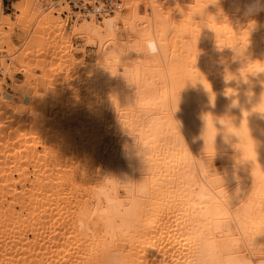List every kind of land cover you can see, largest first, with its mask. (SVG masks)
I'll return each instance as SVG.
<instances>
[{
    "label": "bare ground",
    "instance_id": "1",
    "mask_svg": "<svg viewBox=\"0 0 264 264\" xmlns=\"http://www.w3.org/2000/svg\"><path fill=\"white\" fill-rule=\"evenodd\" d=\"M36 1L11 6L38 47L0 49L2 78L26 63L24 112L0 86V264H198L204 238L264 264V0H75L64 59L41 38L66 1Z\"/></svg>",
    "mask_w": 264,
    "mask_h": 264
},
{
    "label": "rangeland",
    "instance_id": "2",
    "mask_svg": "<svg viewBox=\"0 0 264 264\" xmlns=\"http://www.w3.org/2000/svg\"><path fill=\"white\" fill-rule=\"evenodd\" d=\"M16 0H11V2H15ZM36 1V0H35ZM45 3L46 2H32V4L30 5L31 7H32V11L33 10H39L40 11V9L42 10V11H44V9L43 8H45L44 6H45ZM64 3V4H63ZM44 4V5H43ZM66 4V5H65ZM43 6V7H42ZM58 6H61V7H58ZM41 7V8H40ZM56 7H58L59 9H60V14H59V18L60 19H64V20H66L67 21V24H66V26L62 29V30H56V29H54V30H51L50 28L49 29H45L44 30V33H42L43 35H42V38H41V41H45L43 44H41V47H45V49H50L49 50V52L51 53L53 50L52 49H54L55 50V52L57 53V51H59L60 50V52L62 53H58L59 54V56H61L62 57V55H63V53H64V55H65V57H64V55H63V57L64 58H69V55H67L65 52H66V50L64 51V49H65V45H66V36H67V38H68V35L66 34V33H68L69 32V26H70V24H71V15H72V11L70 10V8H72L71 6H69V4L67 3V2H62L61 4H59V5H56ZM66 8H67V10H66ZM11 9H12V11H13V8H12V6H11ZM62 9V10H61ZM37 10V11H38ZM139 10L141 11V13L142 14H144V12L145 11H143L144 10V7H143V4H141L140 6H139ZM3 13V12H2ZM3 14H8V13H3ZM10 15V19L11 20H8L7 22L8 23H6V21L5 22H0L2 25H0V34H2V35H4V33H3V30L5 31V30H7L6 31V33H8L9 32V36L5 33V36H3L2 38H1V40L2 41H0V42H2L1 44H0V49H9L8 50V52L10 53H12L14 50H15V52H14V54L13 55H15L18 51H19V48H21L20 50H25V48L24 47H26L27 48V51L28 50H35L37 47L36 46H34V44L33 43H31V42H27L29 39H31L32 37H34L33 35H31V34H35L34 33V31H32V30H35L34 29V27H35V25H36V23L38 22V23H41L42 22V20H41V14L39 15V18H40V20H38L39 18H37L38 16H36V17H30V16H28L26 19H25V23L24 24H26V29H28V30H24V29H22L23 27H25V25H23L22 27L21 26H19L17 23H15V19L17 18V16H16V14L15 13H11V14H9ZM13 20H14V22H13ZM33 20V21H32ZM10 21H12L13 23H12V25H10ZM33 22V23H32ZM38 23H37V25H38ZM4 24H6V26H4ZM7 24L9 25V27H10V29H8L7 27ZM34 24V25H33ZM41 25V24H40ZM42 25H43V22H42ZM34 26V27H33ZM33 28V29H32ZM41 28H43V26L41 27ZM2 29V30H1ZM12 29V30H11ZM9 30V31H8ZM23 30H24V33H23ZM43 31V30H42ZM51 31V32H50ZM26 32V33H25ZM29 33V34H28ZM51 34V35H50ZM66 34V35H65ZM6 35H7V37H6ZM32 37H31V36ZM47 35V36H46ZM48 35H49V37H48ZM52 36V37H51ZM64 38H63V37ZM29 37V38H28ZM31 37V38H30ZM4 38H5V41H4ZM9 39V41H8V39ZM26 38H28L27 40H26ZM51 38V39H50ZM64 39H65V41H64ZM6 41H8V43L6 42ZM27 42L26 44H25V42ZM52 41V42H51ZM58 42V43H57ZM63 42V43H62ZM71 44H72V46L73 47H75V48H84L85 49V55H86V57H85V60H89V58L91 57V55H93L92 54V52L94 51V48H92V47H90V46H84L85 44H84V41L82 40V39H80V38H76V37H72L71 39H70V41H69ZM5 43V44H4ZM7 43V44H6ZM45 43H47V44H45ZM48 43H49V46H48ZM11 44L15 47L14 49L13 48H11V47H13V46H11ZM21 44H23L24 46H22ZM54 44V45H53ZM10 48H9V47ZM18 48H17V47ZM46 46H48V47H46ZM54 47V48H53ZM86 47V48H85ZM18 49V50H17ZM13 50V51H12ZM32 50V51H33ZM17 51V52H16ZM64 51V52H63ZM7 51H6V53L7 54H9ZM22 53H24V52H22ZM0 54H5V52L3 53V51H1L0 50ZM61 54V55H60ZM67 55V56H66ZM90 56V57H89ZM30 57V55H28V58ZM62 57V58H63ZM63 58V59H64ZM36 59H37V57H36ZM46 59H50V58H47L46 57ZM75 59V58H74ZM26 60H30V59H27V57L24 59V61H26ZM35 59H33V60H30L31 62H29V64L28 65H30V67H31V65H39L38 63H37V60H35L36 61V64H34L35 63V61H34ZM55 61V60H54ZM27 62V61H26ZM33 62V63H32ZM67 62V61H66ZM12 63L13 64H11V68L13 67V69L15 68V70H19V72L18 73H16L15 74V76H14V80H12V79H9V78H6L5 77V79L4 78H2V77H4V74L2 75V74H0V80L3 82L2 84H0V86H2V90L3 91H5L7 94L9 93V94H11L12 95V98L14 99V101L16 102V104H17V108H18V110L19 111H21V112H24L25 110H26V108H25V104L24 103H22V102H24V96L22 95V94H20L21 93V91H23L24 90V88H25V86L23 85V79H24V76H23V74L21 73V71H22V67H24L23 65H25L26 63H20L19 62V64H17L18 62L16 61H12ZM15 63V64H14ZM31 63V64H30ZM22 64V65H21ZM36 65V66H37ZM62 65V64H61ZM80 65L81 64H79L78 63V65H77V63L74 65L76 68L75 69H79V67H80ZM54 66H55V64H54ZM54 66H51V67H54ZM79 66V67H78ZM26 67V66H25ZM21 68V69H20ZM80 71H82L83 69H82V67H80V69H79ZM79 70H77V71H79ZM32 72L34 71V73H37V74H39L40 73V71L41 70H39V69H36V68H32V70H31ZM79 71V72H80ZM64 72V71H63ZM41 74V73H40ZM63 75V74H62ZM2 76V77H1ZM77 77H78V85H77V83H76V81H77ZM77 77H75L76 79H74V81H75V83H74V81L71 83L72 84V86L73 87H75L76 85L79 87V89L81 90V93L83 92V90L85 89L84 87L86 86V85H83L82 83L84 82L85 83V81H87V79H84V78H87L85 75H79V76H77ZM89 78V77H88ZM3 79V80H2ZM82 79H84V81H82ZM38 80H39V77H38ZM82 81V83H80ZM31 82H33V80L31 81ZM58 82V80H56V83ZM79 83H80V86H79ZM16 84V85H15ZM84 86H82V85ZM75 85V86H74ZM43 85H41L40 83H39V85H38V88H37V93H39L38 95H39V97L42 95H46V93L45 92H47V89L43 86ZM54 86V85H53ZM56 86V88H58V86L59 85H55ZM60 87V86H59ZM84 89H83V88ZM87 87V86H86ZM54 89V88H53ZM78 89V90H79ZM79 90V91H80ZM52 91V90H51ZM43 93V94H42ZM79 93V92H78ZM77 93V94H78ZM41 94V95H40ZM22 95V96H21ZM81 95H83V94H81ZM80 95V93H79V95H78V97L79 96H81ZM77 97H75V98H73V99H76ZM21 101V102H20ZM60 108V107H59Z\"/></svg>",
    "mask_w": 264,
    "mask_h": 264
},
{
    "label": "clouds",
    "instance_id": "3",
    "mask_svg": "<svg viewBox=\"0 0 264 264\" xmlns=\"http://www.w3.org/2000/svg\"><path fill=\"white\" fill-rule=\"evenodd\" d=\"M140 197H147V187L142 186L139 189ZM142 203L139 201L137 207L130 211L127 217V226L130 230H134L139 222L141 211H142ZM196 247L198 250H202V258L198 262V264H212V252L213 247L210 239L204 238L203 240H198ZM106 264H118L116 259H109L106 261Z\"/></svg>",
    "mask_w": 264,
    "mask_h": 264
},
{
    "label": "crops",
    "instance_id": "4",
    "mask_svg": "<svg viewBox=\"0 0 264 264\" xmlns=\"http://www.w3.org/2000/svg\"><path fill=\"white\" fill-rule=\"evenodd\" d=\"M13 2L11 0H1V9L3 13L11 14L13 11L11 5Z\"/></svg>",
    "mask_w": 264,
    "mask_h": 264
},
{
    "label": "built area",
    "instance_id": "5",
    "mask_svg": "<svg viewBox=\"0 0 264 264\" xmlns=\"http://www.w3.org/2000/svg\"><path fill=\"white\" fill-rule=\"evenodd\" d=\"M69 6H71L73 9H78L79 6L77 4H75L74 2H76L75 0H65Z\"/></svg>",
    "mask_w": 264,
    "mask_h": 264
}]
</instances>
